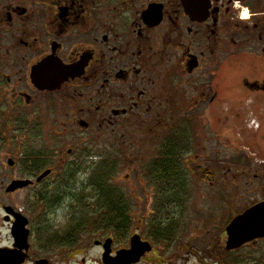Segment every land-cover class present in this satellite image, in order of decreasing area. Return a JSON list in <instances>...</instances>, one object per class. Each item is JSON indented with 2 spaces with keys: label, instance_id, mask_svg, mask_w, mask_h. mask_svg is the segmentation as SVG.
Masks as SVG:
<instances>
[{
  "label": "flooded vegetation",
  "instance_id": "1",
  "mask_svg": "<svg viewBox=\"0 0 264 264\" xmlns=\"http://www.w3.org/2000/svg\"><path fill=\"white\" fill-rule=\"evenodd\" d=\"M54 75L68 78L55 92L37 85ZM48 102L60 108L63 128L79 133L122 126L125 134L114 135L127 139L128 128L141 136L137 125L152 118L155 170L168 158L185 179L203 174L201 158L210 159L211 179L209 166L220 168L224 158L263 156L264 0H0V143L32 124L43 131ZM95 138L73 142L67 155ZM20 157L23 177L8 187L26 181L22 190L46 192L76 174L72 166L49 167L40 150ZM36 201L43 215L0 195V264H169L158 262L159 234L155 242L130 223L112 228L88 202L78 204L81 216L57 226L62 201ZM135 236L141 242L132 253Z\"/></svg>",
  "mask_w": 264,
  "mask_h": 264
},
{
  "label": "rangeland",
  "instance_id": "2",
  "mask_svg": "<svg viewBox=\"0 0 264 264\" xmlns=\"http://www.w3.org/2000/svg\"><path fill=\"white\" fill-rule=\"evenodd\" d=\"M47 107L48 121L43 131L32 124L18 128L10 142L0 143V195L4 196L5 204L17 206L30 215H43L45 208L36 200L45 197L59 199L62 202L52 220L54 225L62 226L69 215L81 216L82 207L78 204L88 202L96 211V202L102 204L104 199L94 184L107 181L114 192L113 202L121 205L123 200V206L131 204L127 208L135 232L139 230L144 233L142 236L155 242L154 236L160 232L158 242L162 244L159 248H163V252L158 262L171 264L168 260L171 258L172 264H264V241L233 253L225 251V230L230 220L264 199V155L240 154L233 159L224 158V165L220 168L219 165L209 166L214 170L213 180L207 178L209 175L205 172L206 162L210 163V159L201 158L197 165H201L203 174L187 176L180 182L183 184L181 189L174 185L161 187L153 178L157 159L151 154L153 145L147 142L152 134V118L146 122L141 116L146 122L143 126L137 125L141 136L136 134L135 127L134 130L128 128L127 139L114 135L121 131L125 134L122 126L105 127L97 134L93 131L86 134L67 125L62 134L64 122L59 120L60 108L50 102ZM92 137L95 140L77 144L74 154L67 155L66 148L73 142ZM133 138L140 141L133 142L130 140ZM153 140L151 137L150 141ZM233 144L236 141L230 143ZM237 144L241 146L240 141ZM39 150L45 154L44 160L48 161L49 167L72 166L76 174H63L64 180L69 179L68 184L62 181L61 186H49L52 188L46 192L47 187L7 194L10 178L23 177L20 155ZM124 150L133 154L128 156ZM10 158L18 162L14 170L7 165ZM102 164L110 166L112 172L108 168L96 174V168ZM73 200H78L77 204Z\"/></svg>",
  "mask_w": 264,
  "mask_h": 264
},
{
  "label": "water",
  "instance_id": "3",
  "mask_svg": "<svg viewBox=\"0 0 264 264\" xmlns=\"http://www.w3.org/2000/svg\"><path fill=\"white\" fill-rule=\"evenodd\" d=\"M66 78L57 76H48L37 79V85L44 90L55 91ZM9 165L13 166L14 162L9 161ZM50 172L45 173L42 178L46 177ZM41 178V179H42ZM29 182L16 181L8 189L7 193H15L29 186ZM9 209H7L8 211ZM227 243L226 251L232 252L241 249L242 247L251 244L258 240H264V202H261L252 208L246 210L243 214L235 217L226 228ZM137 241L139 237L133 239V251H137ZM149 246V245H148ZM130 255L125 256L130 257ZM124 258V257H123ZM121 258V260H123Z\"/></svg>",
  "mask_w": 264,
  "mask_h": 264
},
{
  "label": "trees",
  "instance_id": "4",
  "mask_svg": "<svg viewBox=\"0 0 264 264\" xmlns=\"http://www.w3.org/2000/svg\"><path fill=\"white\" fill-rule=\"evenodd\" d=\"M172 160L171 159H163L160 160V169L153 170V178L156 183H158L161 187L168 186H176L178 189L183 187V184L180 183L184 178V175L179 173L178 167L174 170L171 169ZM108 168L112 172V168L110 166L101 165L98 167L99 170H103L105 172ZM96 180V179H95ZM95 187L100 192V197L104 199L102 204H96L95 214L97 215H108V219L104 220V224H110L112 228H117L120 230L128 229V225L130 223V213L127 208V205L123 206L119 203L113 202L114 192L108 186L107 183H101L100 181L95 182ZM160 237V232L158 233Z\"/></svg>",
  "mask_w": 264,
  "mask_h": 264
},
{
  "label": "snow or ice",
  "instance_id": "5",
  "mask_svg": "<svg viewBox=\"0 0 264 264\" xmlns=\"http://www.w3.org/2000/svg\"><path fill=\"white\" fill-rule=\"evenodd\" d=\"M239 6V5H238ZM245 15H247V10H245Z\"/></svg>",
  "mask_w": 264,
  "mask_h": 264
}]
</instances>
